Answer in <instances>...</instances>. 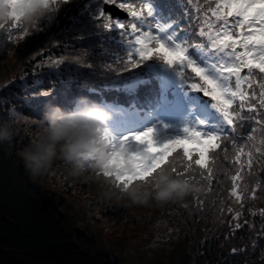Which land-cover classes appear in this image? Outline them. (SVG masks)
Masks as SVG:
<instances>
[{"label": "trees", "instance_id": "16d2710c", "mask_svg": "<svg viewBox=\"0 0 264 264\" xmlns=\"http://www.w3.org/2000/svg\"><path fill=\"white\" fill-rule=\"evenodd\" d=\"M89 2L69 0L67 5L58 4L60 12L52 14L45 30L40 33H35L32 28L43 22L45 13L25 16L19 26L29 29L30 34L21 39L22 32L17 29L13 39L8 40L7 29L3 27L14 23L12 16L18 12V0H0V16L8 18L0 21V69L5 71L11 64L14 67L12 78L5 77L6 81L0 78L2 120H9V112L18 109L25 118L36 121L31 126L39 133L37 120L44 102L52 101L70 108L75 97L85 96L110 114L107 132L108 124L119 119L114 111L123 107L136 106L140 111L138 121H143L159 98L162 86L165 88L162 97L173 96L172 87L160 84L159 76L151 72V64L155 63L162 67L165 75L172 77L174 84L190 100L207 112V125L212 117L219 123L215 110L207 107L198 93L189 87L190 82H197L190 72L185 71L182 75L178 68L169 67L153 57L130 72L120 73L117 62L126 58L128 47L117 33H107L93 23L85 7ZM149 2L153 7V17L149 22L167 26V34L171 35L186 24L185 13L193 21L203 19L207 5L215 7L218 0ZM208 17H211L210 12ZM30 18H33L31 22ZM228 19L233 22V18ZM212 23H217L215 18H212ZM197 31L195 24L188 28L189 38L196 40L192 33ZM186 40L187 37L177 36L178 42ZM41 50L46 54L42 63L40 55H35ZM191 52L189 49L190 58H198ZM24 81L28 82L30 90L27 97L23 91H15ZM250 124V121L244 122L242 131L245 134ZM14 127L16 134L12 143L0 145V264H261L264 260V167L257 159L260 154L258 148L264 150V146H261L259 130L255 133V141L244 146V153L252 152L253 167H249L247 155H241L237 161L231 146L227 150H217L210 164L215 174L211 179H204L199 169L189 178L179 176L200 186L202 191L163 207L126 208L106 201L100 191L95 190L92 178H84L88 191L94 192L101 201V232L104 222L115 225L127 218L158 226L166 222L174 238L169 236L171 240L160 252L163 261L156 263V256L148 261L143 255L138 259L134 255H126V252L122 257H112L105 246L113 245L124 251L121 243L101 234V249H96L93 238L79 230L74 236L65 229V215L41 186L31 182L28 172L19 162V143L24 138L31 141V137L25 136L23 123ZM64 166L57 162L52 168L57 170ZM173 166L183 173L181 157L176 152L165 158L163 169L169 170ZM65 170L68 171L67 168ZM238 172L240 175L235 183L240 201L231 194L232 177ZM121 186L116 184L117 188ZM230 208L232 212L228 211ZM236 211L241 215L234 219ZM237 222L242 224V228L233 231ZM82 237L94 246L93 250L77 244L75 239ZM233 248L239 251L232 253Z\"/></svg>", "mask_w": 264, "mask_h": 264}, {"label": "snow or ice", "instance_id": "6c2138e0", "mask_svg": "<svg viewBox=\"0 0 264 264\" xmlns=\"http://www.w3.org/2000/svg\"><path fill=\"white\" fill-rule=\"evenodd\" d=\"M68 3L69 0H18V12L12 16L14 23L3 27L7 29L6 38L12 40L14 30L18 29L22 32L20 38L24 39L30 32L19 26L20 21L41 12L45 13L43 22L32 29L35 33L44 31L52 14L60 12L57 5ZM85 7L89 18L100 30L117 33L127 45L126 58L117 62L120 73L130 72L155 57L169 67L178 68L180 74L187 71L197 78V82H190L189 87L202 93L201 98L219 115V123L212 126V131H205L208 125L197 120L191 126L183 127L180 135L160 143L154 139V130L147 129L131 138L135 148L129 145L127 137L117 143L106 136L113 149L109 161L113 171L105 172L106 178L110 177L124 188L130 183L147 181L156 171L165 168V158L176 152L181 157L183 173L174 166L169 169L172 173L189 178L199 169L201 176L208 180L215 175L210 164L216 151L227 150L230 146L237 161L241 155H247L249 167H253L252 152L244 153V146L255 141L257 130L261 146H264V0H218L215 7L207 5L203 19L193 21L185 13L186 24L171 35L167 34V26L149 22L153 17L149 0H90ZM113 8L125 16L114 14ZM209 12L211 17H208ZM229 17L233 18L232 23ZM212 18L217 21L215 25ZM193 24L198 29L192 33L196 40L189 38L187 33ZM178 35L187 40L178 42ZM189 49L191 55L198 58H190ZM42 51L35 54L40 55L41 63L46 55ZM15 91H23L27 97L28 82L24 81ZM245 121L251 122L246 134L242 131ZM258 151L257 159L264 167V150L258 148ZM239 175L238 172L232 177L231 188L237 201L241 200L235 183ZM240 215V211H236L233 218ZM241 228L242 224L237 222L233 231ZM231 251L239 250L233 248Z\"/></svg>", "mask_w": 264, "mask_h": 264}, {"label": "clouds", "instance_id": "9594fccd", "mask_svg": "<svg viewBox=\"0 0 264 264\" xmlns=\"http://www.w3.org/2000/svg\"><path fill=\"white\" fill-rule=\"evenodd\" d=\"M7 19L6 15L0 16V21ZM23 119V114L13 112L9 120L0 122V145L12 143L14 125ZM109 119L104 107L85 96L75 97L70 108L46 101L37 120L39 135L17 156L33 179L45 176L57 162H62L74 177L95 178L106 201L126 208L163 207L202 191L200 186L167 169L158 170L147 181H137L127 189L117 188L113 179L103 175L113 171L109 166L113 149L106 139L110 137L106 131Z\"/></svg>", "mask_w": 264, "mask_h": 264}, {"label": "rangeland", "instance_id": "374dc122", "mask_svg": "<svg viewBox=\"0 0 264 264\" xmlns=\"http://www.w3.org/2000/svg\"><path fill=\"white\" fill-rule=\"evenodd\" d=\"M8 67L5 71L0 69V78L3 81L13 77V64ZM153 70H155V74L160 76L161 84L164 83L170 86V76L165 75L160 70V67L153 65ZM171 93L177 95L172 99L173 105L168 99L158 100L154 105L155 109L151 115H148V119L145 122L130 119L129 110L124 107L121 108L122 112L120 114H114L120 117L119 120L112 121L107 127L112 139L119 143V141L127 137L129 145L135 148V141L131 138L147 129L151 128L154 130V139L160 143L180 135L183 127L191 126L197 120H207V112L197 108L187 98L186 93L180 92L178 87H173ZM13 111L18 112L19 110H12L9 114L11 115ZM0 122H4V120L0 118ZM32 122L36 121L24 117L22 121L15 124L23 123L25 136L26 134L27 136L30 135L31 141L39 135V133L35 132L33 125L31 126ZM211 124L210 128H205L204 130H214L212 127L214 119H212ZM17 135L19 136L20 134ZM31 141L27 138L22 139L17 152ZM65 168L66 166L57 168V170L52 168L48 174L39 179H33L29 175L31 182L41 186L45 194L56 203L58 209L65 215V229L74 236H76V231L79 230L88 237L93 238L96 242V249H101V234L105 238L113 239L116 243H121L124 251H120L113 245L105 246V249L112 254V257H122L124 252H126V255H134L138 259L143 255L146 261L155 256L158 257L157 261H155L156 263L163 261V255L160 252L165 247L164 245H168L171 238H174L172 230L167 227L165 221L161 222L159 226L157 224H147L136 219L131 221L129 218L115 225H110L103 221V231L101 232L100 199L94 192L88 191L87 181L84 178L72 176ZM91 180L92 185H95V190L100 191L98 181L95 178ZM75 240L83 248L94 249V246L87 242L84 237L76 238Z\"/></svg>", "mask_w": 264, "mask_h": 264}, {"label": "water", "instance_id": "95a60500", "mask_svg": "<svg viewBox=\"0 0 264 264\" xmlns=\"http://www.w3.org/2000/svg\"><path fill=\"white\" fill-rule=\"evenodd\" d=\"M112 11H113L114 14H116L118 16H121V17L125 16V13L120 12L118 9L113 8Z\"/></svg>", "mask_w": 264, "mask_h": 264}]
</instances>
